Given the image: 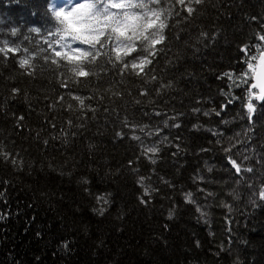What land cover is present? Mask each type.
I'll use <instances>...</instances> for the list:
<instances>
[{
  "label": "trees",
  "instance_id": "obj_1",
  "mask_svg": "<svg viewBox=\"0 0 264 264\" xmlns=\"http://www.w3.org/2000/svg\"><path fill=\"white\" fill-rule=\"evenodd\" d=\"M50 3L0 0V264H264V102L249 128L236 78L264 0H160L147 75L113 43L87 76L56 56Z\"/></svg>",
  "mask_w": 264,
  "mask_h": 264
},
{
  "label": "snow or ice",
  "instance_id": "obj_2",
  "mask_svg": "<svg viewBox=\"0 0 264 264\" xmlns=\"http://www.w3.org/2000/svg\"><path fill=\"white\" fill-rule=\"evenodd\" d=\"M177 2L182 4L184 0H177ZM195 2L199 4L201 0H195ZM159 3L160 0H147V2L146 0H83V2L74 4L71 8H56L53 4H50L48 11L58 24V27L55 28V34H59L63 41V43L60 41H56V43L60 44L62 49H65L62 52L57 51L56 56L75 64L76 68L73 71L78 75L87 76L88 73L83 70L82 66L92 63L98 55L102 54L101 49L104 47L114 43L115 50L119 51L123 45L128 50V54L131 55V53L137 52V43H139V53L133 56L131 61L124 62L119 55L116 58L122 61L125 68L130 66L132 69H136L139 64L140 67L136 74L144 73L147 75L144 65H153L156 53L165 51L163 47L156 49V45L164 44L163 30L167 27V24L161 20L162 11L150 7V5H158ZM188 12L191 14L193 9L189 7ZM2 24L3 21L0 20V25ZM30 31L40 32V29L31 28ZM16 33L17 28L13 27L11 35L15 36ZM259 40L264 41V35L259 36ZM7 43L5 41L6 46ZM253 47L259 48L258 45ZM154 49L155 51H153ZM247 50L248 46L246 45L243 51L246 53ZM9 51H12V49H9ZM4 52L5 48H0V53ZM149 56L153 59H149ZM257 59L260 62L258 68L251 62ZM26 63L25 60L20 61L21 66ZM244 63L246 64V70L237 75L236 78L240 81L237 86L244 88L247 100L245 118L249 121V128H253L252 117L257 111V105L253 103V100L264 102V53L253 55L246 59ZM153 70L154 66L149 68L148 72ZM229 78L231 79V74H229ZM250 80H254V82L250 83ZM253 89L256 91H253ZM61 99L63 98L61 97ZM76 99L83 107L85 101L80 97H76ZM231 102L232 100L229 99L224 106ZM91 110L95 111V109ZM207 114L205 113V115ZM216 114L219 115V112ZM174 126L179 127V124ZM151 134L149 133V135ZM132 138L140 140L139 136H133ZM158 151V147L145 149V152L152 154ZM226 151H230V149ZM244 159H247V157H244ZM12 163L15 164L16 161L13 160ZM152 163H155V160H152ZM231 164L235 168V174L239 176L242 171L240 165L237 164L235 159H231ZM243 171L251 173L253 168L246 167ZM84 183H87V181L85 180ZM144 191L145 194L148 193L147 188ZM261 195L264 196V193ZM104 210V208H100L99 214L103 215ZM171 215L170 212L169 216L171 217ZM63 246L68 247L67 243Z\"/></svg>",
  "mask_w": 264,
  "mask_h": 264
},
{
  "label": "rangeland",
  "instance_id": "obj_3",
  "mask_svg": "<svg viewBox=\"0 0 264 264\" xmlns=\"http://www.w3.org/2000/svg\"><path fill=\"white\" fill-rule=\"evenodd\" d=\"M83 2V0H56L54 6L56 8L68 7L71 8L74 4Z\"/></svg>",
  "mask_w": 264,
  "mask_h": 264
},
{
  "label": "bare ground",
  "instance_id": "obj_4",
  "mask_svg": "<svg viewBox=\"0 0 264 264\" xmlns=\"http://www.w3.org/2000/svg\"><path fill=\"white\" fill-rule=\"evenodd\" d=\"M56 0H51V3L50 4H53L54 5V2H55Z\"/></svg>",
  "mask_w": 264,
  "mask_h": 264
},
{
  "label": "water",
  "instance_id": "obj_5",
  "mask_svg": "<svg viewBox=\"0 0 264 264\" xmlns=\"http://www.w3.org/2000/svg\"><path fill=\"white\" fill-rule=\"evenodd\" d=\"M263 53H264V52H263ZM259 63H260V62H258L257 68L259 67ZM260 103H262V102H260Z\"/></svg>",
  "mask_w": 264,
  "mask_h": 264
}]
</instances>
